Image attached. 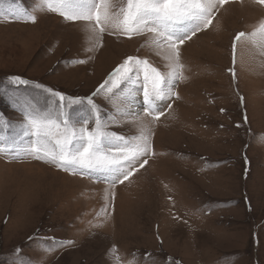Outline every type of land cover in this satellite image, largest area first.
I'll return each instance as SVG.
<instances>
[{"label": "rangeland", "instance_id": "1", "mask_svg": "<svg viewBox=\"0 0 264 264\" xmlns=\"http://www.w3.org/2000/svg\"><path fill=\"white\" fill-rule=\"evenodd\" d=\"M261 24L264 5L254 0L221 8L181 46L179 98L157 101L158 120L124 115L141 110L142 95L93 97L108 131L143 133L153 153L115 187L24 155L30 137L18 153H0V264H264ZM240 31L257 35L237 43L233 63ZM146 39L106 32L94 45L84 22L64 20L41 0H0V113L17 125L29 103L54 107L42 89L65 102L90 97L128 56L167 73V62L142 47ZM80 109L70 110L77 119ZM0 136L14 138L16 128L0 127Z\"/></svg>", "mask_w": 264, "mask_h": 264}, {"label": "snow or ice", "instance_id": "2", "mask_svg": "<svg viewBox=\"0 0 264 264\" xmlns=\"http://www.w3.org/2000/svg\"><path fill=\"white\" fill-rule=\"evenodd\" d=\"M230 2L231 0H41L42 8L59 14L64 20L84 22L85 31L89 33V39L94 45L102 40L106 32L129 39L134 36L146 37V44L142 47L147 46L162 57L167 62L169 71L162 73L147 58L128 56L112 70L90 97H70L68 102H65L62 93L42 89L37 84L35 87L47 92L49 97H56L55 106L46 109H40L31 103L23 106L19 109L23 114V122L17 125L11 124L0 113V127L16 128L14 138L0 136V153L6 150L8 153H18L20 142L30 137L31 142L24 150L26 156L53 164L73 175L88 176L112 187L128 180L153 155L150 143L143 133L138 138H125L108 131V123L102 116L101 107L93 97L103 92L111 100L118 92H124L128 98L135 100L142 95V100L139 101L141 110L130 108L124 115L138 119L142 111L144 117L152 116L158 120L163 111L159 109L157 101L172 95L179 98L173 89L175 81L181 79V46L197 33L208 29L213 24L215 14ZM254 2L264 5V0ZM28 18L35 23V15ZM257 31L264 36V24ZM257 31H240L235 34L232 42L233 63L237 43L246 35L255 37ZM232 75L235 79L236 73L233 72ZM10 80L19 85L30 83L20 77H12ZM74 105L81 106L77 112L79 119L70 111ZM85 112L86 115L82 114ZM89 123H93L94 127L89 128ZM261 142H264V137Z\"/></svg>", "mask_w": 264, "mask_h": 264}]
</instances>
